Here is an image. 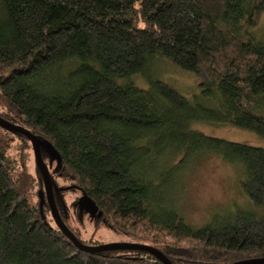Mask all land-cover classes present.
Wrapping results in <instances>:
<instances>
[{
    "label": "trees",
    "instance_id": "16d2710c",
    "mask_svg": "<svg viewBox=\"0 0 264 264\" xmlns=\"http://www.w3.org/2000/svg\"><path fill=\"white\" fill-rule=\"evenodd\" d=\"M263 14L264 0H0V117L48 143L41 155L66 227L87 219L171 264L264 259V150L191 130L227 125L264 140V44L253 34ZM162 60L196 77L200 96L189 101L152 75ZM30 150L0 128V264H162L144 251L74 247L49 206L41 217ZM197 152L241 169L250 210L195 231L162 184Z\"/></svg>",
    "mask_w": 264,
    "mask_h": 264
},
{
    "label": "rangeland",
    "instance_id": "374dc122",
    "mask_svg": "<svg viewBox=\"0 0 264 264\" xmlns=\"http://www.w3.org/2000/svg\"><path fill=\"white\" fill-rule=\"evenodd\" d=\"M253 34H256L254 39L264 44V14L261 17L259 24L255 27ZM162 61L171 66L168 61ZM157 64L158 63H156L155 66H152V75L155 76L157 72L156 76L159 79L167 85L169 84L189 101L194 100V97L200 96V87H198L199 80L192 74L184 73L180 70L178 71L173 66H171V68L168 65H164V69H160L157 67ZM134 84L143 90H146L147 88V82L139 76L134 77ZM206 105L207 107H212L211 104ZM6 110L5 102L0 103V116H2ZM191 130L212 138L216 137L224 141L238 142L247 146L250 145L262 148L264 150V140L261 138L259 139L255 134L249 131L247 132L238 128L235 129L227 125L210 126L204 123L193 124ZM156 150L157 147L152 149V151ZM162 150L163 149L160 151ZM30 151L31 152L28 156L29 160L26 159L27 171L30 174H33L36 162H34L32 148ZM193 157H191L192 159L188 160V163L184 165L185 167L183 170L173 172L171 175L166 174L165 178L167 179L162 184V189H164L163 193L165 194V198H167L169 207L172 209L174 208L178 212L181 221L184 224L197 231L198 229L207 226L215 217L228 219L237 210H250V208H248L249 204L241 192L240 179L242 175L239 167L224 163L218 155L197 152L196 154H193ZM160 158L161 159L158 163L160 166L164 167L165 164L163 163L171 160L169 153L167 154V152L161 154ZM178 159L179 158L176 157L175 161ZM159 171L160 170L157 172ZM152 173L154 172L152 171ZM28 180V176L23 177V182L27 187ZM75 197L76 194L68 196L71 200ZM86 220L78 221L75 218L72 219L70 217L68 223L73 229V232L70 231L75 238L78 237L87 241L91 239L93 240L92 242L94 243L92 245L86 244L88 246L107 245L108 243L119 242L134 243L132 240L121 239L120 237L114 236L111 230L105 229L104 227H94L88 222V220Z\"/></svg>",
    "mask_w": 264,
    "mask_h": 264
},
{
    "label": "water",
    "instance_id": "95a60500",
    "mask_svg": "<svg viewBox=\"0 0 264 264\" xmlns=\"http://www.w3.org/2000/svg\"><path fill=\"white\" fill-rule=\"evenodd\" d=\"M0 128L8 131H12L14 133H18L25 138L29 139L31 143V148L34 153V162H36V166L41 173L43 189H40L38 192L39 195V211L41 217H43V205L49 206L50 215L53 217L55 226L58 227L59 231L62 235L67 238L74 247L79 249L81 252L90 253V254H97L101 252H108V251H139V252H146L150 254L152 257H156L162 264H171L166 256H164L159 250L154 247H150L147 245H140L136 243H108L107 245H97V246H88L81 244L77 238L73 236L70 229L66 227L61 217L58 215L57 207L54 202V194H52V183L50 172H48L47 165L42 159L41 151L48 150L49 146L48 143L43 142L40 139H36L32 134L29 133L27 129H23L21 126L15 125L13 123L8 122L7 120L0 118ZM83 203L86 206L87 211L93 214L101 215L97 212V207L92 203V201L87 197L84 196ZM232 264H264V259H258L254 261H243V262H235Z\"/></svg>",
    "mask_w": 264,
    "mask_h": 264
}]
</instances>
